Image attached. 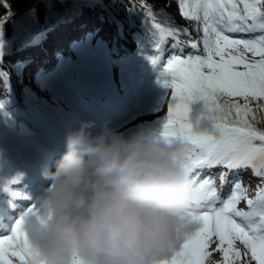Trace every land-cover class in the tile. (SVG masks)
Here are the masks:
<instances>
[{
    "label": "snow or ice",
    "instance_id": "1",
    "mask_svg": "<svg viewBox=\"0 0 264 264\" xmlns=\"http://www.w3.org/2000/svg\"><path fill=\"white\" fill-rule=\"evenodd\" d=\"M141 7L152 29L151 62L166 61L171 77L164 83L171 92L167 114L155 125L168 142L191 145L186 170L201 192L193 213L198 228L161 264H264V128L257 126L264 124V0H176L191 29L174 17L158 19L146 0ZM197 102L220 113L210 116L219 135L193 130L190 114ZM214 168L221 169L219 186L208 174ZM246 170L260 181L254 196L240 179ZM30 205L13 214L10 228L0 227V264H28L22 216L40 212L38 203ZM217 251L220 261L213 259Z\"/></svg>",
    "mask_w": 264,
    "mask_h": 264
},
{
    "label": "clouds",
    "instance_id": "2",
    "mask_svg": "<svg viewBox=\"0 0 264 264\" xmlns=\"http://www.w3.org/2000/svg\"><path fill=\"white\" fill-rule=\"evenodd\" d=\"M202 102L193 130L219 135ZM81 121L40 197L39 213H24L28 264H161L199 226L201 196L186 170L191 145L168 142L149 123L125 134L105 122Z\"/></svg>",
    "mask_w": 264,
    "mask_h": 264
},
{
    "label": "rangeland",
    "instance_id": "3",
    "mask_svg": "<svg viewBox=\"0 0 264 264\" xmlns=\"http://www.w3.org/2000/svg\"><path fill=\"white\" fill-rule=\"evenodd\" d=\"M81 1H83L86 6L77 10L73 14L71 20L63 21L53 27H49L37 37L31 34L33 24L36 20V14L34 12H28L24 15H20L12 21L14 26L12 38L1 42L0 55L3 56L2 58L13 63L18 68L20 67L21 72L19 77L13 76L12 71L8 70L7 67L1 63L0 105H2L4 109L0 107V112L3 113V117L5 113H9L11 117L0 118V161H10L12 158L6 155L15 150L19 152L16 159H19V155L23 156L24 154H29V152L31 154V151L38 153V149L41 147L37 141L38 134L41 131V125L46 122V117L50 113H57L64 119H73L74 115L77 116L71 106L63 99L62 93L57 92V90L53 89L50 85V75L56 68H58L59 72L68 73V75L63 74V77H66L72 85H77L76 80H79L78 77L81 79V72L79 74L73 72L74 68L76 69L78 65L76 64L77 56L73 53V51L76 50L73 47L74 44H70L67 49L66 53H68V55L60 58V61L54 66V69L52 68L53 70L51 69L48 74L44 76H41L40 72L37 70H28L26 61L24 60V56L30 55L31 53L39 56L42 44L49 37H67V40L71 38V40L74 41L73 43H77L81 46V48L75 51L76 53L81 51L84 47V50L86 49L88 52L92 53L93 56L96 55L93 61L95 65H97L95 58H100L106 60L108 66H113V53L114 56L117 57L118 53L124 50L121 48L122 46H127L130 50L129 53H127L126 60L130 56H133L137 61L139 69L142 68V65L139 64H146V61L151 60L150 57L155 55V51L152 49L153 47L149 44V39L151 38H145L141 34L134 33L133 30L130 31L132 35L129 34L119 20V23H116L111 14L105 13L106 11L103 10L102 4L89 0ZM158 1L163 8H167L172 12L177 24L191 29V25L180 18L176 7V0ZM163 13V11H160L157 15L163 16L165 15ZM4 22L3 20L0 24L4 25ZM192 35L195 37L196 33L193 32ZM27 37L31 39L22 44L18 50H14L16 44L25 41ZM114 44H116L117 47L113 49ZM165 47H167V45ZM31 49L32 51L29 52ZM86 50L85 52H87ZM165 63L166 61L161 60L151 68L146 65L155 76L161 75L159 79H161L163 83H165V80L171 79L170 75L164 71ZM79 65H81V63H79ZM143 67H145V65H143ZM123 70L124 69H122V71ZM162 85L158 93H154L153 96V103H156L155 105L158 109L168 92L169 95L160 112H156V114L150 118L152 121L167 114V101L170 100L171 92L164 84ZM5 110H8V112ZM144 121V119H139L138 123L136 122L134 124V131L139 123ZM212 171L215 173L217 186H219L218 176L221 169L214 168L210 173H212ZM247 171L249 170L242 173L248 174L245 173ZM249 173H252L251 170ZM230 188L231 185L225 188L222 194L227 195ZM241 208H246L244 203H242ZM213 259L216 261L222 260V254L217 251L214 253Z\"/></svg>",
    "mask_w": 264,
    "mask_h": 264
},
{
    "label": "trees",
    "instance_id": "4",
    "mask_svg": "<svg viewBox=\"0 0 264 264\" xmlns=\"http://www.w3.org/2000/svg\"><path fill=\"white\" fill-rule=\"evenodd\" d=\"M78 1V2H77ZM103 4L123 24L129 34H141L149 39V44L153 47L152 29L145 16L141 5L145 4V0H93ZM148 5L158 13L164 10L163 16L157 15L158 19L165 17H173V14L167 8H163L158 0H146ZM86 5L79 0H0V22L5 21L4 25L0 24V44L3 40H9L14 34V26L12 21L20 15L28 12L36 14V20L32 27V35L40 36L49 27H53L63 21L72 19L73 14L84 8ZM176 23V22H175ZM25 41L18 42L14 50H18ZM23 40V39H22ZM7 69L12 71L14 76H20L21 68L16 67L13 63L4 59ZM1 67V63H0ZM3 108V107H2ZM1 109V108H0ZM4 109V108H3ZM8 112V110H5ZM0 112V118H10L9 113ZM264 128V124L257 125Z\"/></svg>",
    "mask_w": 264,
    "mask_h": 264
},
{
    "label": "bare ground",
    "instance_id": "5",
    "mask_svg": "<svg viewBox=\"0 0 264 264\" xmlns=\"http://www.w3.org/2000/svg\"><path fill=\"white\" fill-rule=\"evenodd\" d=\"M124 30V29H123ZM67 38V37H66ZM66 38L63 37H57V38H52L49 37L43 44L41 47V51H40V55L37 56L36 54H30V55H25L24 56V60L26 61L28 70H37L40 72L41 76H44L46 74H48V72L54 68V66L56 65V63L58 61H60V58H63L65 55H68L67 49L69 48L70 44H77V43H73L74 41L71 40V38L69 40H67ZM80 43V42H78ZM91 46V44H90ZM117 45L114 44L113 45V49L116 48ZM121 48H123L124 50L121 52H117L118 56H114L113 53V61H114V67L115 70H118L119 68H127V72L128 73H133L135 72V68L131 67V63L128 64L129 58H127L126 60V56L127 53H129V48L122 46ZM32 49L29 51L31 52ZM116 54V53H115ZM146 71H149L150 69L145 67ZM159 87V86H156ZM128 134V133H127ZM4 197H6V199H8V194H3ZM249 196H253L251 193L249 194ZM17 199H19L20 203L24 204L22 208H24V206H26L27 202L26 197L24 196H15ZM0 210L2 212V215H0V219L1 218H5L4 221L8 222L11 221V219L13 218V214L10 215V212L7 210V208L5 206L0 205ZM10 215V216H9ZM8 217V218H7ZM9 219V220H7ZM14 259V258H13Z\"/></svg>",
    "mask_w": 264,
    "mask_h": 264
}]
</instances>
